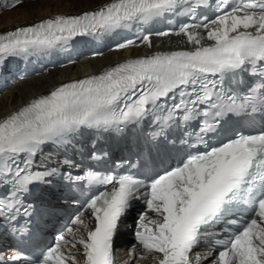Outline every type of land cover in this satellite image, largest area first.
Listing matches in <instances>:
<instances>
[{"label":"snow or ice","instance_id":"snow-or-ice-1","mask_svg":"<svg viewBox=\"0 0 264 264\" xmlns=\"http://www.w3.org/2000/svg\"><path fill=\"white\" fill-rule=\"evenodd\" d=\"M112 35L123 39L111 51H149L0 116V227L30 238L38 193L84 197H65L81 209L50 245L0 254V264H117L137 204L126 264H264V0H105L0 31V66ZM153 35L185 47L159 50ZM110 134L135 135L138 151L113 157L97 142ZM89 135L85 163L76 157ZM206 240L207 254L197 251Z\"/></svg>","mask_w":264,"mask_h":264},{"label":"bare ground","instance_id":"bare-ground-1","mask_svg":"<svg viewBox=\"0 0 264 264\" xmlns=\"http://www.w3.org/2000/svg\"><path fill=\"white\" fill-rule=\"evenodd\" d=\"M103 2L105 0H22V3L15 7V9L0 15V31L10 30L15 26L27 25L41 18H47L58 13L75 14L102 4ZM179 39L184 45V37L174 39L173 42L180 43ZM153 41L156 45L160 41L163 42L162 45H166V40L155 39ZM161 48L162 46L160 45L159 50ZM163 48L165 49V46ZM168 48H175V46L170 44ZM148 51L146 47H142L135 50L113 52L98 58L86 57L74 66L47 71L40 76L31 77L15 83L0 95V116L17 109L33 96L46 93L54 85L67 82L71 79H78L91 72H99L109 64H115L131 55H143Z\"/></svg>","mask_w":264,"mask_h":264},{"label":"rangeland","instance_id":"rangeland-1","mask_svg":"<svg viewBox=\"0 0 264 264\" xmlns=\"http://www.w3.org/2000/svg\"><path fill=\"white\" fill-rule=\"evenodd\" d=\"M40 1H43V0H40ZM13 9H15V7L14 8H12L11 10H13ZM11 10H3L2 12H0V15H2L4 12H7V11H11ZM163 43V42H162ZM133 239H131L130 240V243H133Z\"/></svg>","mask_w":264,"mask_h":264}]
</instances>
